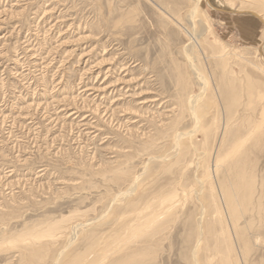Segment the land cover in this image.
I'll return each instance as SVG.
<instances>
[{"label": "rangeland", "instance_id": "obj_1", "mask_svg": "<svg viewBox=\"0 0 264 264\" xmlns=\"http://www.w3.org/2000/svg\"><path fill=\"white\" fill-rule=\"evenodd\" d=\"M220 1L264 18V0ZM91 242L264 264L260 21L205 0H0V264Z\"/></svg>", "mask_w": 264, "mask_h": 264}, {"label": "bare ground", "instance_id": "obj_2", "mask_svg": "<svg viewBox=\"0 0 264 264\" xmlns=\"http://www.w3.org/2000/svg\"><path fill=\"white\" fill-rule=\"evenodd\" d=\"M205 1H206L207 5L209 6V8H211L212 10H215L217 12L223 11V12H228V13H232V14L234 13V14H238V15L239 14H244V15L246 14V15L254 17L255 19H257L258 21H260L264 25V18H263V16L261 15V13L259 11H256V10H253V9H249L247 7H241V8L236 9V10H233V9L228 10V8L220 0H205ZM215 141H216V139H215ZM242 182L243 181L241 180V184H242ZM233 196H234L233 193L228 192L227 190H224L225 202L227 203V206H228V209H230V212L233 213V215H234V223H236L237 220H236V216H235V206H234V198H233ZM171 198H172L171 202H173L174 197H171ZM168 200H170V198ZM145 224H146V222H145ZM150 225L152 226V224H150ZM57 235L58 234L52 235V236H45L44 235V237H52V238L56 239ZM37 237H40V236H36L35 238H37ZM144 243L147 244V242H144ZM206 244H207V242H206ZM118 245L114 246V247L110 246V250H107V249L101 248V246L99 244L91 242L86 247V249H85V251L83 253L74 255L69 261H67L66 264H105V261H108V264H148L146 261L145 262L137 261L138 259L136 257H135L136 258V260H135L132 256L126 255L127 254L126 247H127V245H129V243H124L123 245L120 244L121 246H118ZM129 247H130V245H129ZM146 248H141V249L135 250L136 251L135 254H137V255L138 254H145L146 252L144 250H147ZM202 250L203 251L206 250V247L203 246ZM217 250H218L217 251L218 254H221L222 256L225 257L226 250H224V248L219 246V248H217ZM137 255H135V256H137ZM227 262H228L227 260L225 261L223 259L222 264H227Z\"/></svg>", "mask_w": 264, "mask_h": 264}]
</instances>
